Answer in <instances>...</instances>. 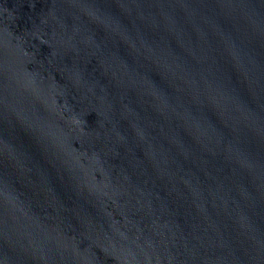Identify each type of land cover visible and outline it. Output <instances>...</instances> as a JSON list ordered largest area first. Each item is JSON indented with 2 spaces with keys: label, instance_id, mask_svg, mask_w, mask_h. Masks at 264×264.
Returning a JSON list of instances; mask_svg holds the SVG:
<instances>
[{
  "label": "water",
  "instance_id": "obj_1",
  "mask_svg": "<svg viewBox=\"0 0 264 264\" xmlns=\"http://www.w3.org/2000/svg\"><path fill=\"white\" fill-rule=\"evenodd\" d=\"M0 264H264V0H0Z\"/></svg>",
  "mask_w": 264,
  "mask_h": 264
},
{
  "label": "clouds",
  "instance_id": "obj_2",
  "mask_svg": "<svg viewBox=\"0 0 264 264\" xmlns=\"http://www.w3.org/2000/svg\"><path fill=\"white\" fill-rule=\"evenodd\" d=\"M28 83H29V84H31V83H32V81H31V80H29V81H28ZM54 105H55V101H53V106H54ZM72 123H73V124H77V123H78V121H76V120H73V121H72Z\"/></svg>",
  "mask_w": 264,
  "mask_h": 264
}]
</instances>
